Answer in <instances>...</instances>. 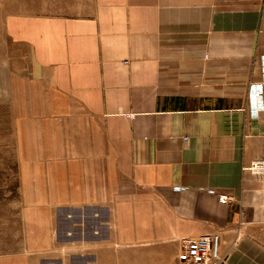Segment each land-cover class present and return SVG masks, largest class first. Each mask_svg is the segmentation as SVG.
<instances>
[{
	"label": "crops",
	"instance_id": "obj_1",
	"mask_svg": "<svg viewBox=\"0 0 264 264\" xmlns=\"http://www.w3.org/2000/svg\"><path fill=\"white\" fill-rule=\"evenodd\" d=\"M4 104L22 207L0 264H181L203 234L264 264L245 170L264 160V0H0Z\"/></svg>",
	"mask_w": 264,
	"mask_h": 264
},
{
	"label": "rangeland",
	"instance_id": "obj_2",
	"mask_svg": "<svg viewBox=\"0 0 264 264\" xmlns=\"http://www.w3.org/2000/svg\"><path fill=\"white\" fill-rule=\"evenodd\" d=\"M17 111V107L0 105V251L7 250L6 245L11 244L9 240L18 238L20 230L22 163L14 137L17 124L13 122ZM58 225L61 230L71 227L62 215Z\"/></svg>",
	"mask_w": 264,
	"mask_h": 264
},
{
	"label": "built area",
	"instance_id": "obj_3",
	"mask_svg": "<svg viewBox=\"0 0 264 264\" xmlns=\"http://www.w3.org/2000/svg\"><path fill=\"white\" fill-rule=\"evenodd\" d=\"M255 99L258 106L261 108L263 101L262 86L254 87ZM245 170L264 176V165L261 163H253ZM231 198L226 195L219 196V202L223 205H228ZM178 260L181 264H225L227 254L221 252L220 238L216 234H203L194 239L187 240Z\"/></svg>",
	"mask_w": 264,
	"mask_h": 264
},
{
	"label": "bare ground",
	"instance_id": "obj_4",
	"mask_svg": "<svg viewBox=\"0 0 264 264\" xmlns=\"http://www.w3.org/2000/svg\"><path fill=\"white\" fill-rule=\"evenodd\" d=\"M255 162H257V163H261L262 165H264V160H257V161H254L253 163H255ZM252 163V164H253ZM229 204V203H228Z\"/></svg>",
	"mask_w": 264,
	"mask_h": 264
}]
</instances>
